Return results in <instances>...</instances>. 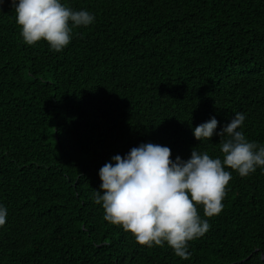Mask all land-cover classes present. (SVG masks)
<instances>
[{"label":"trees","instance_id":"1","mask_svg":"<svg viewBox=\"0 0 264 264\" xmlns=\"http://www.w3.org/2000/svg\"><path fill=\"white\" fill-rule=\"evenodd\" d=\"M95 17L62 51L27 45L0 3V264H264V169L230 171L223 209L189 242V259L147 247L104 219L99 169L141 143L215 158L198 142L245 114L264 146V0H61ZM223 139V138H221Z\"/></svg>","mask_w":264,"mask_h":264},{"label":"clouds","instance_id":"2","mask_svg":"<svg viewBox=\"0 0 264 264\" xmlns=\"http://www.w3.org/2000/svg\"><path fill=\"white\" fill-rule=\"evenodd\" d=\"M11 5L23 41L31 46L43 40L56 52L69 45L73 27L89 26L95 19L89 11L73 10L61 0H11ZM245 119L244 113L237 112L219 131L215 117L192 129L198 142L219 137L223 159L195 148L186 160L171 159L169 147L154 143H141L124 156L111 157L99 169L101 183L93 193L104 219L130 231L141 245L163 247L166 243L176 256L189 259V242L210 229L197 206H203L206 217L223 209L232 178L226 168L241 177L264 169V146L248 141L240 130ZM7 214L0 205V227Z\"/></svg>","mask_w":264,"mask_h":264},{"label":"water","instance_id":"3","mask_svg":"<svg viewBox=\"0 0 264 264\" xmlns=\"http://www.w3.org/2000/svg\"><path fill=\"white\" fill-rule=\"evenodd\" d=\"M262 257H264L263 254H262Z\"/></svg>","mask_w":264,"mask_h":264}]
</instances>
